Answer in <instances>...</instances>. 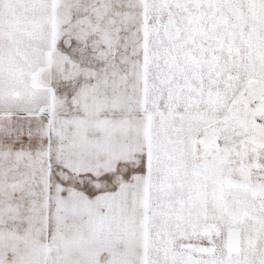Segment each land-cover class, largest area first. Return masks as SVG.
Returning a JSON list of instances; mask_svg holds the SVG:
<instances>
[{
	"label": "snow or ice",
	"instance_id": "1",
	"mask_svg": "<svg viewBox=\"0 0 264 264\" xmlns=\"http://www.w3.org/2000/svg\"><path fill=\"white\" fill-rule=\"evenodd\" d=\"M0 264H264V0H0Z\"/></svg>",
	"mask_w": 264,
	"mask_h": 264
}]
</instances>
